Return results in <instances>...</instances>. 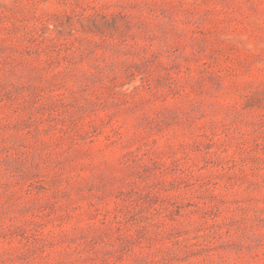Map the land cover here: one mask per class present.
Masks as SVG:
<instances>
[{
	"label": "rangeland",
	"instance_id": "obj_1",
	"mask_svg": "<svg viewBox=\"0 0 264 264\" xmlns=\"http://www.w3.org/2000/svg\"><path fill=\"white\" fill-rule=\"evenodd\" d=\"M0 264H264V0H0Z\"/></svg>",
	"mask_w": 264,
	"mask_h": 264
}]
</instances>
